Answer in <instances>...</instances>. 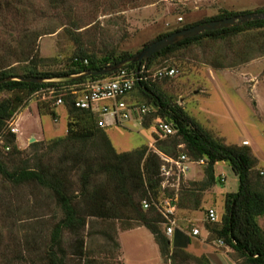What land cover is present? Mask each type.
Masks as SVG:
<instances>
[{
    "label": "rangeland",
    "instance_id": "374dc122",
    "mask_svg": "<svg viewBox=\"0 0 264 264\" xmlns=\"http://www.w3.org/2000/svg\"><path fill=\"white\" fill-rule=\"evenodd\" d=\"M256 10L264 12V0H0V67L10 65L14 73H21L24 67L36 64L39 72H60L66 70L71 59L80 53L99 58L122 53L134 55L157 36L173 33L185 25H197L199 21L225 12L255 13ZM247 37L252 40L251 35ZM242 43L240 37L230 41L203 40L174 51L166 58H158L151 67L145 66L144 76L146 82L165 94L211 137L225 145L248 147L257 161L252 171L253 179L264 180V55L255 53L247 58V62L240 63L239 59L234 62L232 51ZM30 56L33 63L18 62ZM163 68H174L175 76L154 78V74ZM7 97L8 93L0 94V100ZM48 100L49 96H31L26 107L21 106L9 121L8 128L11 125L18 127L16 146L21 151L20 156L10 155L0 139V160L9 171L33 166L39 157L44 165L61 157L65 144L55 143L66 135L67 113L61 105L56 108L55 117H40L37 105L48 104ZM125 102L130 110L142 105L148 112L140 118L132 112V119L127 123L106 127L105 133L113 148L123 153L148 147L159 157L161 152L155 141L164 140L165 136L158 127L160 120H164L158 115L157 108L141 98L136 88ZM31 139H34L32 143ZM243 142L248 144L243 145ZM178 148V156L193 159L184 144L180 143ZM204 171L205 165L191 164L180 180L175 172L173 179L163 183L159 170L156 188V203L161 205L165 199H177L189 191L201 196L199 209L177 208L174 216L175 229L181 228L184 233L199 229L200 236L191 238L195 239V244L208 234V226L220 225L219 222L212 225L206 220L207 209H214L220 219L225 194L236 192L238 187V179L231 168L221 162L214 167L215 185L202 192ZM221 175L224 182H220ZM76 188L74 186V190ZM79 208L86 212L84 205ZM62 216L48 190L32 182L11 184L0 175V264H35L32 260L36 252L43 250L40 239L47 237ZM256 222L264 236V217L257 218ZM105 223L86 217L83 230L87 248L100 261L168 264L145 228L132 231L139 227L132 221L128 225L123 218ZM128 226L133 229L127 230ZM109 227L115 228V233ZM162 228L165 232V226ZM103 229L116 235L118 250L97 233ZM73 241V237L65 232V247ZM204 241L208 243L206 239ZM208 244L218 251L226 249L219 241ZM187 250L190 256L196 257ZM231 252L229 256L235 257ZM188 264L199 263L190 261Z\"/></svg>",
    "mask_w": 264,
    "mask_h": 264
},
{
    "label": "trees",
    "instance_id": "16d2710c",
    "mask_svg": "<svg viewBox=\"0 0 264 264\" xmlns=\"http://www.w3.org/2000/svg\"><path fill=\"white\" fill-rule=\"evenodd\" d=\"M251 12H225L222 15L197 22L208 23L212 20L224 19ZM255 13H264L256 10ZM195 25V24H193ZM185 25L174 30L189 28ZM170 33H164L150 41L144 48L155 40L161 39ZM248 36L251 35L252 40ZM240 37L242 46L232 51L233 61L247 62L252 54L264 55V20L250 21L239 26L202 33L196 37L178 42L153 54L147 61L140 64L128 63L122 67L127 71H135L143 64L151 67L158 58H166L174 51L186 49L203 40L230 41ZM260 52V53H259ZM132 54L122 53L119 56L109 55L99 58L96 55L84 53L73 57L66 70L60 72H39L37 68L26 66L21 73H14L13 67H0V94L8 93L9 97L0 100V139L3 147L10 151L12 156H20L21 151L16 146V135L9 130V121L21 106L27 105L31 96L41 89L62 85L80 84L105 78V76H87L72 79L88 71H98L107 65L124 61ZM86 61V63H85ZM18 62H31L33 58L23 57ZM215 67H220L215 66ZM17 78H39L40 83H28L15 80ZM11 79L2 82L3 80ZM44 79H59L62 83H45ZM168 79V78H163ZM155 106L163 123L170 124L174 129L172 135L165 136L164 140L155 141L156 148L168 157H177L180 151L179 144L195 160L205 162L204 179L200 191L213 187L216 183L214 167L218 163H226L238 179L236 192L226 193L224 196V211L220 219L211 223H220L219 227H207L208 243L221 241L230 249L231 258L237 264H264V236L256 222L264 217V180L253 179V168L257 161L246 146L225 145L211 137L194 119L190 118L178 106L149 82H135L133 91ZM48 104L37 105L40 117H55V98L50 97ZM25 102V103H24ZM63 105L67 113L66 135L58 138L55 144L64 145L61 157L56 162L44 165L41 157L37 158L33 166L19 167L9 171L0 160V175L11 184L35 183L49 191L53 204L62 212V218L44 237L43 250L36 252L35 264H121L119 261L103 262L92 255L83 238L86 228V217L101 221L125 219L128 225L131 221L137 227H144L150 232L158 246L160 255L168 264H188L190 261L199 264H209L207 258L192 257L185 250L191 243V238L183 231L176 229L171 237L165 235V221L163 216L151 206L143 210L141 202L153 198L156 201L159 186V169L161 160L156 154L143 147L131 152L118 153L108 139L105 129L98 126V117L90 110L74 107V96H63ZM141 107L142 105H138ZM26 107V106H25ZM160 122H162L160 120ZM67 142L69 144H67ZM34 145V144H32ZM75 177V180L72 178ZM76 186V190H74ZM200 200L195 192L189 191L184 196L177 197V208L183 210H197ZM84 205L86 212L79 206ZM176 208V209H177ZM113 228V227H109ZM133 229L132 226L126 227ZM116 229L113 228V233ZM70 234L74 241L68 247L64 244V234ZM105 240L112 243L115 250L119 249L116 235L105 229L97 232ZM96 234V233H95ZM91 234V235H95ZM97 235V234H96ZM89 237V234L87 235ZM200 258V259H199Z\"/></svg>",
    "mask_w": 264,
    "mask_h": 264
},
{
    "label": "built area",
    "instance_id": "2783aa9c",
    "mask_svg": "<svg viewBox=\"0 0 264 264\" xmlns=\"http://www.w3.org/2000/svg\"><path fill=\"white\" fill-rule=\"evenodd\" d=\"M86 63V61H85ZM145 65L138 66L135 71H127L125 69H119L114 74L105 78L87 81L80 84L62 85L55 87H49L41 89L34 94V97L42 95V97L50 96L55 98L54 106L58 107L63 105V96L67 93L74 96V107L82 110H90L98 118V126L106 128L108 126L121 125L127 123L132 119V112H135L140 118L148 111L144 106L130 107L125 102V98L129 92L133 89L135 82H146ZM176 74L174 68H163L158 70L154 74V78H172ZM45 83H64L59 79H44ZM160 131L164 136L172 135L175 131L170 124L159 122L158 125ZM12 134L18 133V127L10 126L9 128ZM247 142H243V145H247ZM161 160L160 174L163 177L162 182L167 183L169 179H173L175 172L178 173V179L181 175L185 176L186 170L189 169L191 164H197L198 166L205 165L203 159L195 160L190 159L186 155H179L177 157H168L162 153H159ZM225 178L221 175L220 182H224ZM142 209L145 211L153 206L164 218L165 221V235L171 237L175 231L176 219L175 210L177 208V199L167 198L164 200V205L156 203L153 198L150 200H143L141 202ZM206 220L209 223L217 221V213L214 209L208 208L206 212ZM190 238H198L200 231L197 228L192 229L189 233H186ZM222 244L221 241H219Z\"/></svg>",
    "mask_w": 264,
    "mask_h": 264
},
{
    "label": "water",
    "instance_id": "95a60500",
    "mask_svg": "<svg viewBox=\"0 0 264 264\" xmlns=\"http://www.w3.org/2000/svg\"><path fill=\"white\" fill-rule=\"evenodd\" d=\"M258 20H264V13H248V14L238 15L224 19L212 20L208 23L197 24L189 28L173 32L161 39L155 40L150 45H148L147 47H145L144 49H142L141 51H139L138 53L134 54L132 57L124 61H121L116 64L108 65L98 71H88L86 73L77 75L72 79L83 78L87 76H105L121 69L123 66H125L128 63L140 64L142 61H147L153 54L161 51L162 49L174 45L178 42L187 40L189 38L196 37L202 33L239 26L246 22L258 21ZM9 80L11 79H6L3 80L2 82ZM15 80L24 81L28 83L42 82V80L39 78H17ZM33 141L34 139L30 140L31 143Z\"/></svg>",
    "mask_w": 264,
    "mask_h": 264
},
{
    "label": "crops",
    "instance_id": "0c3cea01",
    "mask_svg": "<svg viewBox=\"0 0 264 264\" xmlns=\"http://www.w3.org/2000/svg\"><path fill=\"white\" fill-rule=\"evenodd\" d=\"M16 142H19L17 136H16ZM143 228L144 227H139V228L134 229L132 231L142 230ZM176 229L183 231V229H181V228H176ZM206 238H207V234H206V236H204L203 240H197V241H199L198 244H195V242H194L196 238L191 239V243L188 246L187 251L189 253H192L196 257L204 255L208 259L210 264H236L235 261L229 256L230 249L226 248L224 251H222V250L218 251L217 249H215L216 247H214L213 245L205 243L204 239H206ZM219 249H221V248H219Z\"/></svg>",
    "mask_w": 264,
    "mask_h": 264
}]
</instances>
